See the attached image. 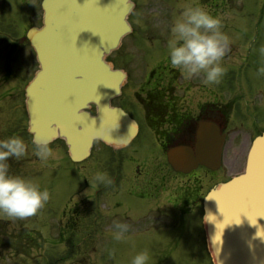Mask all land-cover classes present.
<instances>
[{
  "label": "rangeland",
  "instance_id": "obj_1",
  "mask_svg": "<svg viewBox=\"0 0 264 264\" xmlns=\"http://www.w3.org/2000/svg\"><path fill=\"white\" fill-rule=\"evenodd\" d=\"M152 1L148 0L149 3ZM39 3L40 0H0V60L5 51H10V66L20 67L23 62L25 66L21 73L26 71L28 80L36 64L31 48L27 44L20 46L18 40L25 36L29 27L40 25L42 10ZM219 14L223 20L222 31L229 37L221 62L226 69L220 79L221 99H229L232 94L236 102L232 107V131L225 144L223 165L211 184L227 180L241 170L249 136L264 130V0H220ZM131 38L125 39L123 48ZM121 56V50L110 56L120 68L125 67L119 62ZM246 109L250 110L249 118L245 117ZM7 113L14 130L15 120L21 116L16 111ZM2 115L0 110V121ZM22 123V128L26 127V123ZM3 126L10 127L7 122ZM22 136L26 153L19 159H9L10 174L33 180L42 189L46 188L51 198L33 216L19 218L0 214V264H131L132 258L144 250L150 254L148 264H213L200 233L198 241L196 235L189 237V241H195L193 245L176 248L162 246L170 238L169 233L148 234L133 226H128L126 239L114 238L117 231L114 226L118 223V217H113L116 211L106 213V209L101 208L102 212H95L91 208L93 205L89 206L88 196L102 185L96 180V173L107 171L105 157L109 152L99 144H96L93 156L78 165L69 160L62 141L50 145L55 157L42 161L29 137ZM135 145L129 149H136ZM98 192L94 200H102L101 192ZM119 192L127 199L125 188ZM118 200L117 193L107 204L114 206ZM129 201H133L132 198ZM74 205L76 213L72 214ZM172 242L175 244V239Z\"/></svg>",
  "mask_w": 264,
  "mask_h": 264
},
{
  "label": "water",
  "instance_id": "obj_2",
  "mask_svg": "<svg viewBox=\"0 0 264 264\" xmlns=\"http://www.w3.org/2000/svg\"><path fill=\"white\" fill-rule=\"evenodd\" d=\"M41 6L42 27L27 33L40 67L26 88L34 142L63 139L72 162L86 159L94 140L125 147L137 128L110 106L124 75L105 57L130 32L131 0H43ZM90 104L94 117L86 111ZM223 142L217 128L201 123L194 151L179 148L168 157L183 172L198 164L216 170ZM204 224L214 264H264V133L252 142L243 173L206 196Z\"/></svg>",
  "mask_w": 264,
  "mask_h": 264
},
{
  "label": "flooded vegetation",
  "instance_id": "obj_3",
  "mask_svg": "<svg viewBox=\"0 0 264 264\" xmlns=\"http://www.w3.org/2000/svg\"><path fill=\"white\" fill-rule=\"evenodd\" d=\"M188 6L203 7L220 17V0H153L152 3L134 0V10L128 17L132 33L126 37L133 39L123 48L124 40L119 49L122 51L119 62L125 65L119 69L126 74V81L117 99L119 102L112 101V105L136 122L138 134L126 149L105 147L109 153L108 157L104 155L107 161L104 173L112 183H102L99 190L88 196L89 206L92 204L95 212L101 208H105L106 213L116 211L113 217H118V223L148 234L169 233L170 238L162 243L165 248L193 245L195 241H189V237L195 235L196 241L199 240L202 201L216 176L202 166L189 173L176 172L167 153L179 146L193 148L201 121L218 126L220 133L228 138L232 131V127L228 128L232 123V107H235L232 98L221 99L220 82L206 84L202 73L185 79L183 73L170 64L171 28ZM4 54L0 60V110L3 111L0 136L6 138L21 136L20 123H27L24 88L29 80L26 71L21 73L25 64L21 62L20 67L14 68L10 66L11 52ZM25 63L27 66V57ZM7 111H16L21 116L15 120L14 130ZM4 122L11 129L3 126ZM133 144L136 149H129ZM119 187V191L125 188L127 199L118 191ZM98 191L102 200H94ZM117 193L119 200L114 206L108 205L109 199ZM130 198L133 201H129ZM73 207L72 214H75L76 205ZM170 239L178 243L172 245Z\"/></svg>",
  "mask_w": 264,
  "mask_h": 264
},
{
  "label": "clouds",
  "instance_id": "obj_4",
  "mask_svg": "<svg viewBox=\"0 0 264 264\" xmlns=\"http://www.w3.org/2000/svg\"><path fill=\"white\" fill-rule=\"evenodd\" d=\"M223 20L203 7L188 6L172 28L168 42V58L172 68L179 69L185 79L203 74L206 84L219 83L226 69L222 65L229 37L222 31ZM127 115L126 113H123ZM51 140L42 137L35 142V153L42 161L55 157ZM26 153V144L20 136L0 139V214L9 217L36 215L50 200V192L31 179L10 174V158L19 159ZM96 180L111 184L104 172L96 173ZM116 240L126 239L128 225L116 223ZM148 250L138 252L131 264H148Z\"/></svg>",
  "mask_w": 264,
  "mask_h": 264
}]
</instances>
